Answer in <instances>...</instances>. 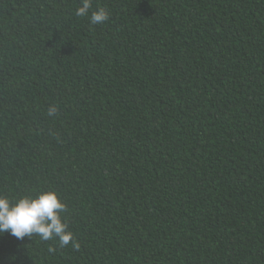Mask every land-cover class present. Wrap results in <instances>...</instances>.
<instances>
[{
	"label": "trees",
	"instance_id": "16d2710c",
	"mask_svg": "<svg viewBox=\"0 0 264 264\" xmlns=\"http://www.w3.org/2000/svg\"><path fill=\"white\" fill-rule=\"evenodd\" d=\"M80 6L0 0V195L56 192L80 244L0 264H264V0Z\"/></svg>",
	"mask_w": 264,
	"mask_h": 264
},
{
	"label": "clouds",
	"instance_id": "9594fccd",
	"mask_svg": "<svg viewBox=\"0 0 264 264\" xmlns=\"http://www.w3.org/2000/svg\"><path fill=\"white\" fill-rule=\"evenodd\" d=\"M92 7V0H81L76 15L88 17ZM109 20L108 12L100 8L92 11L90 23L102 25ZM48 116L58 114V107L51 105ZM67 211V206L59 199L54 191H42L38 195L24 196L11 201L8 197L0 195V235L10 233L17 239L37 236L41 241L58 240L60 247H71L78 250L79 242L69 230V226L62 220V213ZM50 252L55 249L49 247Z\"/></svg>",
	"mask_w": 264,
	"mask_h": 264
}]
</instances>
